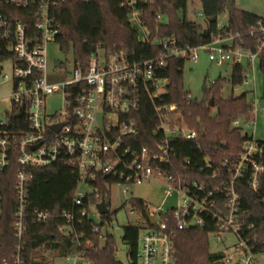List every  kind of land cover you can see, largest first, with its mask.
<instances>
[{
	"label": "built area",
	"instance_id": "obj_1",
	"mask_svg": "<svg viewBox=\"0 0 264 264\" xmlns=\"http://www.w3.org/2000/svg\"><path fill=\"white\" fill-rule=\"evenodd\" d=\"M73 1L91 0H0V75L2 62L14 59L12 99L7 108L0 107V173L9 171L14 175L12 228L16 237L13 255L4 264H30V226L46 225L54 218L65 221L58 230L70 240L64 253L52 249L56 253L53 264L61 258L64 264H95L90 252L102 247L110 234L104 235V224L92 218V206L97 204L85 206L90 192L78 193L76 189L72 207L59 213L31 205L35 170L61 161L77 172L78 184L84 181L92 187L100 176H105L122 183L124 191L129 192L130 185L162 178L166 195H178L175 207L148 205L146 228H139L138 264H176L175 231L193 228L206 230L218 241L223 240L222 234L236 237L232 251H220L222 256L213 264H264V237L248 221L249 211L237 188V182L244 181L264 202V141L245 130L255 119L239 117L234 121L233 126L246 136L238 153L226 155L217 165L205 155L197 179L190 169L194 166L191 158H185L184 170L178 171L176 139L193 140L199 150L202 144L177 103L165 101L169 80L160 75L170 59L197 62L199 51L206 49L218 65L231 62L247 66L245 79L249 82V70L254 71L264 49V20L257 30L262 37L256 51L245 46L240 33L220 34L205 45L184 46L174 35L151 36L144 7L138 4L152 0H124L122 6L129 8L130 26L142 43L158 48V54L137 59L124 48H99L92 53L86 69L64 67L62 60L50 70L49 46L57 43L61 32V8ZM198 14L204 16L203 12ZM157 19L167 21L160 13ZM62 72L65 78L59 75ZM186 94L193 99L190 92ZM55 98L61 99L60 108L51 107ZM248 102L256 117L257 100L248 98ZM147 103L158 120L149 145L136 147L141 131L138 115ZM97 199L102 200L99 194ZM6 203L0 184V253ZM150 216L155 217L156 224L151 223ZM85 218L93 219L88 225L92 234L100 236L99 245L80 231Z\"/></svg>",
	"mask_w": 264,
	"mask_h": 264
},
{
	"label": "trees",
	"instance_id": "obj_2",
	"mask_svg": "<svg viewBox=\"0 0 264 264\" xmlns=\"http://www.w3.org/2000/svg\"><path fill=\"white\" fill-rule=\"evenodd\" d=\"M124 0H91L89 2L73 1L66 3L61 8V32L57 37L62 52L67 57L61 62L64 67L76 66L86 69L89 65L92 53L99 48L114 51L115 49H127L132 57H152L160 51L150 44L140 41L138 33L130 26L128 21L129 8L123 7ZM202 11L207 26L203 27L198 20L187 17L188 0H152L147 4L142 1L139 6L144 7L151 36H176L184 46H198L210 43L214 37L240 33L245 39V46L256 51L259 40L262 37L257 31L263 17L254 13L237 9L235 0H200ZM233 5L234 13L229 12L228 22L219 26V16L226 12L227 3ZM162 14L167 20L161 23L157 14ZM251 31L255 33L251 34ZM240 38L236 40L239 42ZM2 56H0V62ZM186 61L180 58L169 60L168 66L160 75L168 78L167 92L164 95L167 103H177L184 120L190 129L196 130L202 144V150L197 149L193 140H177L174 145L178 148V160L176 170H184L185 158L192 159L191 171L194 177H200L199 166L204 164V157L210 156L217 165L226 155L238 153L241 145L246 140L241 130L233 126L239 117H245L247 121L255 119L253 107L248 102L246 91L239 96L224 97V83L227 78L219 77L204 85V99H188L184 90V67ZM259 67L264 78V49L260 53ZM247 67L241 64L233 65L232 76L229 79L233 87L245 83ZM216 108L215 114L211 111ZM140 119V134L136 137V147L149 145L152 131L156 127L157 117L150 104H146L138 115ZM197 164V165H196ZM169 171L173 169L167 167ZM8 175V176H7ZM112 179L100 176L97 182L92 184L93 191L88 194L85 206L88 203L96 205L97 195L110 199V184ZM0 184L6 199L5 213L1 226L4 230L3 247L0 253V264L12 257L16 244V237L12 228V214L14 205V175L9 171H1ZM30 188V201L32 207L48 209L53 213H59L72 207L73 198L78 187V174L65 162L56 163L55 166L39 168L34 172V178ZM237 188L242 196L243 206L248 209V221L256 225L259 233L264 237V202L262 196L251 191L244 181L237 182ZM132 206L143 212L147 217L148 204L145 200L134 198L130 200ZM109 205V203H108ZM104 221L110 219V215L102 216ZM93 219L85 218V224L80 231L86 232L88 238L94 239L100 244V236L92 234L88 222ZM62 219H52L42 226H30L27 241V260L30 264H42V259L32 257L33 252L41 247L53 249L56 247L60 253H64L70 238L65 237L58 230ZM105 222L101 223L104 224ZM138 235L139 228L128 225L124 228V240L130 248L128 253L131 262L138 264ZM206 230L190 229L175 231L173 236L176 245V264H213L221 252L210 250V238ZM114 237L108 235L102 247L91 251L90 256L95 264H124L117 260L116 244Z\"/></svg>",
	"mask_w": 264,
	"mask_h": 264
},
{
	"label": "rangeland",
	"instance_id": "obj_3",
	"mask_svg": "<svg viewBox=\"0 0 264 264\" xmlns=\"http://www.w3.org/2000/svg\"><path fill=\"white\" fill-rule=\"evenodd\" d=\"M235 6L237 9L254 13L264 17V0H235ZM202 11V3L200 0H188L187 17L198 20V22L206 27L207 23L204 16L199 15ZM229 11L227 10L219 16V26H223L228 22ZM49 63L50 70H54L57 65V61L65 60L66 58L71 59L63 54L58 43L52 42L49 46ZM100 54L103 55V50H99ZM209 51L201 49L199 51L200 58L197 62L186 60L184 67V90L190 92L194 99L199 101L204 99V85L207 81H214L219 77L227 78L224 83V97L228 98L232 95L239 96L242 93L248 91V98L257 100V111L254 124L252 127H245V130L249 131L254 135L255 139L264 141V78L262 71L259 67V59L256 60L253 69L250 71L249 82L245 81L242 85L233 87L230 83V78L233 72V63H225L224 65H218L212 61L209 57ZM1 64V75H0V107L5 109L10 104L12 96L14 81V59L9 57L5 59ZM247 67V66H246ZM8 75V79L3 77ZM62 78H65L66 73L62 72L59 74ZM51 107L53 109L60 108L62 103L61 99L55 98L51 101ZM211 111L215 114L216 108L212 107ZM166 181L162 178L152 179L142 184L130 185V191L125 192L122 183L115 182L110 185V219H103L96 206H92V218L98 223H104L103 234L107 233L114 237L116 244V257L117 260L124 264H129L131 259L128 255L130 248L124 240V228L128 225H134L140 230L146 228V217L143 212L134 208L130 200L134 198L142 199L147 202L150 206H161L165 208H172L179 204L178 195L167 196L165 193ZM91 192L92 187L80 181L77 187V192ZM210 250L212 252H231L232 245L236 243L237 239L232 234H222L223 240L218 241L214 236H210ZM104 242V241H103ZM35 257L42 259L43 264H53V257L56 253L46 246L41 247L35 251ZM64 259H59L56 264H64Z\"/></svg>",
	"mask_w": 264,
	"mask_h": 264
},
{
	"label": "water",
	"instance_id": "obj_4",
	"mask_svg": "<svg viewBox=\"0 0 264 264\" xmlns=\"http://www.w3.org/2000/svg\"><path fill=\"white\" fill-rule=\"evenodd\" d=\"M227 9L229 12H232V14L234 13L233 5L230 2L227 3ZM96 207L101 215H107L110 212L109 205L105 199H102L100 202H98ZM150 220L152 224H156L155 217L150 216Z\"/></svg>",
	"mask_w": 264,
	"mask_h": 264
},
{
	"label": "crops",
	"instance_id": "obj_5",
	"mask_svg": "<svg viewBox=\"0 0 264 264\" xmlns=\"http://www.w3.org/2000/svg\"><path fill=\"white\" fill-rule=\"evenodd\" d=\"M229 18V17H228ZM264 18V17H263Z\"/></svg>",
	"mask_w": 264,
	"mask_h": 264
}]
</instances>
